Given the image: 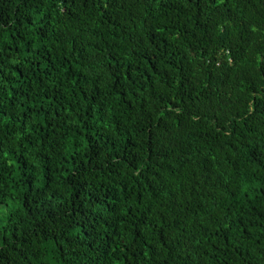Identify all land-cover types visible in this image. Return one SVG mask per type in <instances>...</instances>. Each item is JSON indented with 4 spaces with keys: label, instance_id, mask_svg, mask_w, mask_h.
Returning a JSON list of instances; mask_svg holds the SVG:
<instances>
[{
    "label": "trees",
    "instance_id": "1",
    "mask_svg": "<svg viewBox=\"0 0 264 264\" xmlns=\"http://www.w3.org/2000/svg\"><path fill=\"white\" fill-rule=\"evenodd\" d=\"M0 264H264V0H0Z\"/></svg>",
    "mask_w": 264,
    "mask_h": 264
}]
</instances>
